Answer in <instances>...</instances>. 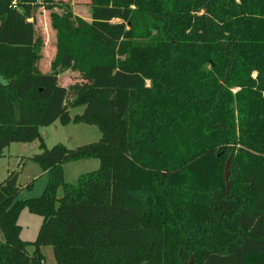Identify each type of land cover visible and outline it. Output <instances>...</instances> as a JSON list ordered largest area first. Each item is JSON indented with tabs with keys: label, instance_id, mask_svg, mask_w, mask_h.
<instances>
[{
	"label": "trees",
	"instance_id": "trees-1",
	"mask_svg": "<svg viewBox=\"0 0 264 264\" xmlns=\"http://www.w3.org/2000/svg\"><path fill=\"white\" fill-rule=\"evenodd\" d=\"M13 2L0 0V157L40 140L48 183L26 201L0 184V264H44L43 245L58 264H264V0H91V22L62 0ZM66 71L82 82L62 85ZM77 106L101 140L47 149L40 128ZM89 159L99 169L66 183L64 165ZM25 208L44 218L32 255Z\"/></svg>",
	"mask_w": 264,
	"mask_h": 264
},
{
	"label": "rangeland",
	"instance_id": "rangeland-1",
	"mask_svg": "<svg viewBox=\"0 0 264 264\" xmlns=\"http://www.w3.org/2000/svg\"><path fill=\"white\" fill-rule=\"evenodd\" d=\"M62 1L70 4V9L75 17L91 22V0ZM66 9L65 7L57 8L55 11L62 15L68 12ZM35 18L37 34L44 42L43 57L39 62V67L43 73L49 74L52 71L51 62L56 53V32L51 27V12L41 8L35 13ZM59 82L64 86H68L82 82V78L77 72L66 71L60 75ZM84 110L85 106L71 107L69 109V122L62 124L60 120H57L50 126L40 128V133L47 149L50 150L57 144H63L69 149H76L101 140L102 131L99 126L74 122V118L77 115H82ZM44 151L40 140L32 143H12L0 157V184L17 178V186L20 189L17 198L19 201L38 198L43 194L48 183V175L33 158ZM99 167L100 161L98 159L67 163L64 165L65 181L66 183L73 184L81 175L96 171ZM62 195L63 189L60 188L58 197L60 198ZM43 219L42 216L31 213L26 208L20 214L21 239L30 243L27 251L31 255L36 251L37 247L33 243L37 239ZM39 252L44 264H58L53 246H40ZM191 258L193 256L190 257L189 264Z\"/></svg>",
	"mask_w": 264,
	"mask_h": 264
},
{
	"label": "water",
	"instance_id": "water-1",
	"mask_svg": "<svg viewBox=\"0 0 264 264\" xmlns=\"http://www.w3.org/2000/svg\"><path fill=\"white\" fill-rule=\"evenodd\" d=\"M231 160L232 157H230L225 165V181L227 183V191L230 190L231 183H230V165H231ZM13 185H17V178H14L13 180L10 181ZM190 264H193V258H191Z\"/></svg>",
	"mask_w": 264,
	"mask_h": 264
},
{
	"label": "built area",
	"instance_id": "built-area-1",
	"mask_svg": "<svg viewBox=\"0 0 264 264\" xmlns=\"http://www.w3.org/2000/svg\"><path fill=\"white\" fill-rule=\"evenodd\" d=\"M13 7H14V8H17V0H14V2H13Z\"/></svg>",
	"mask_w": 264,
	"mask_h": 264
},
{
	"label": "crops",
	"instance_id": "crops-1",
	"mask_svg": "<svg viewBox=\"0 0 264 264\" xmlns=\"http://www.w3.org/2000/svg\"><path fill=\"white\" fill-rule=\"evenodd\" d=\"M89 160H91V159H89Z\"/></svg>",
	"mask_w": 264,
	"mask_h": 264
}]
</instances>
